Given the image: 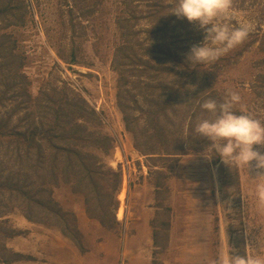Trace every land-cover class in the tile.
Returning a JSON list of instances; mask_svg holds the SVG:
<instances>
[{
	"label": "rangeland",
	"instance_id": "1",
	"mask_svg": "<svg viewBox=\"0 0 264 264\" xmlns=\"http://www.w3.org/2000/svg\"><path fill=\"white\" fill-rule=\"evenodd\" d=\"M2 4L0 264H217L221 252L264 258V205L255 196L262 179L256 175L264 169L254 160L247 169L229 168L216 156L205 159L201 152L209 141L192 130L209 115L200 103L220 101L226 89L237 92L240 105L264 123V0H232L254 25L247 38L194 74L165 56L159 63L190 75L163 72L158 87L157 73L147 69L142 79L132 72L154 56L152 47L183 62L190 46L203 39L178 36L186 29L175 26L174 14H165L173 0ZM169 15L168 29L157 32ZM124 21L131 26L126 35L119 29ZM184 24L203 33L195 22ZM151 28L158 35L147 34ZM125 43L126 53L114 57ZM50 127L56 135L42 139ZM32 128L44 148L39 163L36 141L28 140L31 157L20 156L16 133ZM61 130L66 141L56 137ZM55 146L76 148L88 155L86 163L120 174L116 190L114 176L103 172L96 178L109 196L95 193L89 211L102 222L61 175L51 183L58 168L47 170L48 155ZM253 147L264 153V144ZM41 182L52 194L34 197L51 198L57 207L29 206L9 190L32 184L33 193ZM27 206L36 221L25 217ZM113 213L116 222L110 223Z\"/></svg>",
	"mask_w": 264,
	"mask_h": 264
},
{
	"label": "clouds",
	"instance_id": "2",
	"mask_svg": "<svg viewBox=\"0 0 264 264\" xmlns=\"http://www.w3.org/2000/svg\"><path fill=\"white\" fill-rule=\"evenodd\" d=\"M169 13L189 23L195 22L203 30L202 41L191 45L184 57L187 67L197 71L207 70L242 43L254 27L244 13L233 7L232 0H173L171 10L165 14ZM200 108L209 115L199 119L192 130L194 137L209 141L201 152L205 159L216 156L229 168L243 165L247 169L254 160L256 168L264 169V153L253 147L264 144V123L240 105L237 92L226 89L220 101L204 99ZM256 176L262 179L255 185V196L264 205V172ZM217 264H264V258L221 252Z\"/></svg>",
	"mask_w": 264,
	"mask_h": 264
},
{
	"label": "trees",
	"instance_id": "3",
	"mask_svg": "<svg viewBox=\"0 0 264 264\" xmlns=\"http://www.w3.org/2000/svg\"><path fill=\"white\" fill-rule=\"evenodd\" d=\"M164 2H161L159 4H163ZM7 8V5L2 4V6H0V9L5 10ZM170 17L171 15L168 16V18L166 17L165 22H163L162 20L159 22V26L156 27V31L157 32H165L168 29V25H170ZM129 21H124V23H119V29L121 31H123V35H126L127 33H130V29L131 26L128 25ZM176 25H180L183 26L184 29L182 34L178 33V36H189V41L191 42H198L202 39V36L204 35V33H202V31H199L197 29H194L192 26H188L185 27V24L183 25L184 22H187L186 19L183 18H177L175 19ZM156 25V24H155ZM154 26V25H153ZM174 28H172L173 30ZM149 35H158L154 32V30H152V28L148 31ZM174 37V36H173ZM128 47V43L125 44H121L119 47H117V51L114 55V57H119L123 54L126 53V48ZM161 49V47L159 45L152 47V51H150L151 53L154 54V56H148L147 58H145L144 60H142V66L141 68H136V69H132V72H135L137 76H139L142 79H146L145 76H147L148 73H146L147 69L151 70L153 72H155L156 74V80H155V87H158L161 83H160V78L158 77L159 74L163 73V72H170L172 73L175 77H179V78H184V76L187 78L190 73L184 72L183 70V75L180 74L179 71H177L175 68L176 67H169V66H165L161 63H159L161 60H163L162 58H164L165 56H171L173 57V60H175L176 62H178L181 68L184 69V67H186L188 70H194L193 74L197 71L196 69H189L187 67V65L185 64V62H180L178 59V57H174L176 56L175 53H170V54H165L164 52H157V49ZM178 49V48H177ZM162 54V55H158ZM134 63V62H133ZM125 71V70H121ZM198 72V71H197ZM143 75V76H142ZM143 84V82H140ZM148 87V83H145V85L143 84L142 89H146ZM75 126L77 127H81L79 125H77L78 123L72 122ZM58 124H55V129L60 130V128H56L58 127ZM35 128V127H34ZM32 128L30 132H17V141L19 143H21L23 146L19 147V149H22V153L20 156H26V158H28L29 156L31 157L32 153H35L34 151H32V149L28 146V140H32L33 142H37V147L34 148L37 153L38 156L37 157V162H40L41 156L43 155V146L42 144H40L37 140V136H36V129ZM50 129L48 128L47 130L43 129L42 131V139L47 137L49 135V133L51 132L52 136L56 135L53 134V127H50ZM56 137H62L63 141H66V137L63 135V130H61V132L59 134H57ZM98 143V142H96ZM52 148L54 149V146H52ZM56 151H53L50 155H48V157L50 158L47 170L50 169L54 171L55 167L58 168V172L56 171V173H51L52 180L51 183H57V176L61 175L62 176V181L65 183H70L71 184V189L73 191L76 192H80L83 194L84 196V200H85V204H86V209L89 212V214L97 219L99 222H102V220L100 218H98V216L94 213H90V206H91V201H92V197L94 198L95 193L98 196V198L103 197L104 199H106L109 195L104 191V187L99 185L98 182L96 181V178L100 177V175L103 172H106L112 176H114V184H112V188L113 190L117 189L118 183L120 181V174L117 171H113L111 169L108 170H100L96 164L95 161H93V163H86L84 160H86L88 158V155L81 153V151L72 148H68L66 146H55ZM60 154V155H59ZM95 158V157H93ZM13 161V160H12ZM58 163H60L61 165L59 166ZM33 168V167H32ZM59 169H61V171H59ZM83 170V171H82ZM34 171H35V167H34ZM50 172V171H49ZM44 183V182H43ZM45 184L39 183L38 184V188L36 189L37 191L31 193L30 191L32 189L33 185L29 184V186L32 188H26L25 186L22 185L21 188L18 187V185L15 188H9L10 192L11 191H15L17 193H20L25 200H27L28 205L31 206V203H35L37 206H41L44 208H48L47 204L51 203L53 204V207H57L58 203L53 201L51 198H49L48 200H40V196L38 195L37 197H34L35 194L39 193L40 195H51L52 191L49 190H45L44 188ZM157 190L159 189L158 186L160 185H155ZM92 196V197H91ZM27 202H25L27 205ZM109 201H106L105 204V210H106V206L108 205ZM29 206H27L28 211L25 212V217L28 220L31 221H36V216H34L33 214H31L29 211ZM59 210V209H58ZM59 212V211H58ZM63 213V212H61ZM110 223L116 222L114 213L110 215L109 220ZM63 233L68 232L67 230H62ZM156 234V232H155Z\"/></svg>",
	"mask_w": 264,
	"mask_h": 264
}]
</instances>
